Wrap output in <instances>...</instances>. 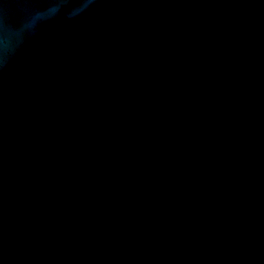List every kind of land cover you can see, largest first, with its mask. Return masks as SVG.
<instances>
[{
  "label": "water",
  "instance_id": "obj_1",
  "mask_svg": "<svg viewBox=\"0 0 264 264\" xmlns=\"http://www.w3.org/2000/svg\"><path fill=\"white\" fill-rule=\"evenodd\" d=\"M0 264H264V0H0Z\"/></svg>",
  "mask_w": 264,
  "mask_h": 264
}]
</instances>
